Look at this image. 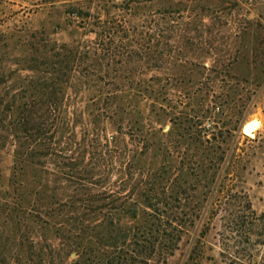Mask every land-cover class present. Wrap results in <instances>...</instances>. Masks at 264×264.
<instances>
[{
  "label": "rangeland",
  "instance_id": "obj_1",
  "mask_svg": "<svg viewBox=\"0 0 264 264\" xmlns=\"http://www.w3.org/2000/svg\"><path fill=\"white\" fill-rule=\"evenodd\" d=\"M57 77L18 222L9 108ZM1 135L3 264H264V0H0Z\"/></svg>",
  "mask_w": 264,
  "mask_h": 264
},
{
  "label": "trees",
  "instance_id": "obj_2",
  "mask_svg": "<svg viewBox=\"0 0 264 264\" xmlns=\"http://www.w3.org/2000/svg\"><path fill=\"white\" fill-rule=\"evenodd\" d=\"M74 62H66L63 66L64 69H68L69 71L72 70V66ZM99 62H90L86 67V74L83 76V79L88 80L90 82L89 86L92 89V95L89 97V101L92 104H99L101 102H106L112 96H114V91L104 90L105 84H113L114 78L108 77L106 75L98 74L97 71L100 68ZM84 80V81H85ZM63 81L62 77L52 78L41 82L40 85H46L49 89L42 90V92L38 93L36 97L33 95L30 96L29 106L27 103L23 106H11L9 110H11L10 117L12 118L9 122V125L6 127L7 131H10L14 140L11 142V145L14 146L12 156H13V166H14V173L12 178L9 179V184H11L14 188V195L12 196L13 200H11L12 204H4L6 205L7 209L10 210V214L15 216L14 219H17L20 222L22 219H28L33 214V208L25 201V198L22 196L23 189L25 188V184L21 179L23 176V168L25 165L32 164V161L35 160L33 157H39L41 155H48L51 151H55V147L52 146L51 143L46 144L43 140L42 135L48 133L46 128L45 121H39L38 124H34V117L40 118L45 120L48 114H52L53 110L55 111L56 108L54 107L56 104L59 103L60 98L64 97L61 91L58 89L59 85ZM67 81V80H66ZM85 83H87L85 81ZM118 96H114L113 98H117ZM34 99L36 103H32L31 101ZM45 108V109H44ZM103 107L99 109L98 115L108 114L110 117L115 115L118 110ZM46 129V130H45ZM22 134H26L28 136H36L33 137L36 141V145L31 149L30 147L23 148L24 142H21ZM40 136V137H39ZM2 135L0 136V138ZM4 139V137L2 138ZM4 146L0 144V151L3 149ZM29 149V150H28ZM38 155V156H36ZM29 161V163H28ZM36 161H40V158H37ZM67 180L72 178H77L80 181L85 180L86 178H82L83 174L79 172H74V174L63 173ZM5 263L3 257L0 256V264Z\"/></svg>",
  "mask_w": 264,
  "mask_h": 264
},
{
  "label": "bare ground",
  "instance_id": "obj_3",
  "mask_svg": "<svg viewBox=\"0 0 264 264\" xmlns=\"http://www.w3.org/2000/svg\"><path fill=\"white\" fill-rule=\"evenodd\" d=\"M260 122L256 119L249 120L243 126V130L247 135H253L254 132L259 128Z\"/></svg>",
  "mask_w": 264,
  "mask_h": 264
}]
</instances>
